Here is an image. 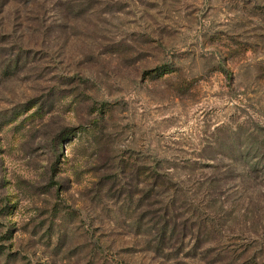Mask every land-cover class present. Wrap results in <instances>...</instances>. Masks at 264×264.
I'll return each instance as SVG.
<instances>
[{
	"label": "rangeland",
	"instance_id": "1",
	"mask_svg": "<svg viewBox=\"0 0 264 264\" xmlns=\"http://www.w3.org/2000/svg\"><path fill=\"white\" fill-rule=\"evenodd\" d=\"M170 198L185 247L162 256L136 223ZM0 245L264 264V0H0Z\"/></svg>",
	"mask_w": 264,
	"mask_h": 264
},
{
	"label": "trees",
	"instance_id": "2",
	"mask_svg": "<svg viewBox=\"0 0 264 264\" xmlns=\"http://www.w3.org/2000/svg\"><path fill=\"white\" fill-rule=\"evenodd\" d=\"M152 73L156 74H161L164 75V72L166 70L161 67L155 68L152 71ZM168 72V71H167ZM155 174V188H151L144 192L140 198V202H145L148 200H151L155 196H160L162 194L161 191L157 190V183H158V178H160L159 170L156 168L154 170ZM157 178V179H156ZM162 185V184H161ZM172 200L170 198L169 203H167L164 206H167L165 209H163L162 214H158L155 212L152 213V215H143L144 212L140 214V217L137 220L136 223V230H139L140 233L138 236H153V240L149 241L147 245L150 248V251H153L157 254L164 255L165 253L167 254L166 256H171L172 251L175 254H180L182 252V249L185 247L182 243L178 245V247L175 246V244L171 243L172 238L174 235L179 234L180 232H183L186 227L184 226V223L182 222H177L174 217H171L169 213H172L173 207H175V203H171ZM7 206V205H6ZM7 208V207H6ZM3 210V209H2ZM3 212V211H2ZM147 218V222L145 223L144 220ZM178 228L180 231L178 232ZM10 230H7V233L4 235L2 239H10ZM184 246V247H183ZM196 246H198V243H196ZM4 247L0 245V255L4 253ZM9 255V253H7Z\"/></svg>",
	"mask_w": 264,
	"mask_h": 264
}]
</instances>
